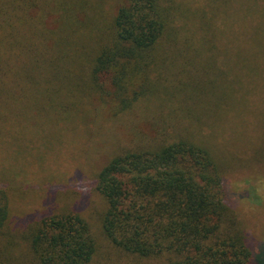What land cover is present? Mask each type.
<instances>
[{
  "label": "trees",
  "instance_id": "1",
  "mask_svg": "<svg viewBox=\"0 0 264 264\" xmlns=\"http://www.w3.org/2000/svg\"><path fill=\"white\" fill-rule=\"evenodd\" d=\"M202 4L0 0V264H256L197 106Z\"/></svg>",
  "mask_w": 264,
  "mask_h": 264
},
{
  "label": "rangeland",
  "instance_id": "2",
  "mask_svg": "<svg viewBox=\"0 0 264 264\" xmlns=\"http://www.w3.org/2000/svg\"><path fill=\"white\" fill-rule=\"evenodd\" d=\"M201 12L209 41L200 45L203 68L197 106L224 165L226 202L245 222L255 263L264 264V0H203ZM25 129L33 134L50 129L41 135L45 143H55L59 136L55 125ZM63 171L70 177V166ZM70 181L65 185L81 193H71L65 203L75 209L99 205L97 197L93 201L91 179L75 171Z\"/></svg>",
  "mask_w": 264,
  "mask_h": 264
}]
</instances>
